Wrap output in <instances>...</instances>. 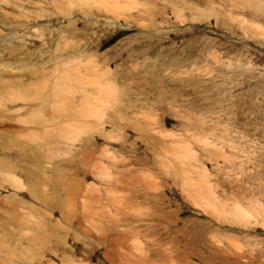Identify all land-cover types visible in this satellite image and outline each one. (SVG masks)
Instances as JSON below:
<instances>
[{"label": "rangeland", "instance_id": "374dc122", "mask_svg": "<svg viewBox=\"0 0 264 264\" xmlns=\"http://www.w3.org/2000/svg\"><path fill=\"white\" fill-rule=\"evenodd\" d=\"M137 1L158 11L154 13V21L149 17L144 20L152 23L142 29H137L133 22L127 26L123 20L115 21L110 15L106 17L95 11L94 15H83L73 5L70 12L60 14L52 0H0V70L4 61L7 69H2L0 74L18 75L26 80L27 69L47 63L53 55L51 36L55 37L65 27L78 31L80 41L90 45L118 27H130L127 32L105 38L101 51L131 35L138 37L139 42L156 39L161 53L158 58L163 62L147 59L143 63L144 77H149L151 85L147 90L150 97L140 110L154 119L148 121V127L154 125L155 117L166 120L165 127L173 132L174 140L179 143L184 138L191 140L197 152L198 162L196 168L190 169V175L196 177V170L205 171L218 195L229 202L238 200L258 206L261 217L258 221L239 223L230 217H220L195 204L184 189L179 171L170 178L166 169L146 168L147 171L142 165L134 170L136 176L145 177V182L57 183L55 186L39 183L41 191L51 199L45 202L30 195L29 183L14 185L0 180V224L11 214L16 215L14 222L0 225L1 230L14 237L15 242L18 238L16 243L9 236L5 239L6 247L0 249V264H49V250L55 247L60 253L59 245L48 239L42 245L44 249L37 247L40 259L14 260L12 246L18 247L21 241L19 247L23 250L32 246L26 237L32 232L30 226L35 225L41 230L52 229L61 236L63 252L66 250L77 259L90 255L91 264L104 263L100 257L103 247L117 243L113 239L123 231L141 235L158 232L163 236L170 232L178 235L175 241L180 246L185 243L192 247L199 244L216 247L217 239L228 249V264H264V0ZM175 56L177 68L169 60ZM152 79L163 85L164 99L159 107L152 103L157 93ZM170 91L174 92L175 110L168 108L172 104ZM138 119L146 123L143 118ZM127 134V144L137 145L140 151L145 149L147 139L140 141L134 131ZM155 135L162 142L166 140ZM96 142L104 146L102 140L97 138ZM114 143L116 148L112 150L119 151V143ZM145 157L150 155L146 153ZM75 172L70 173L76 176ZM146 172L154 179L146 177ZM199 234L205 235L202 243L196 240ZM185 235L187 239L183 238ZM173 241L170 244L178 245ZM233 243L238 248L234 249ZM113 255L111 264H120L117 253Z\"/></svg>", "mask_w": 264, "mask_h": 264}, {"label": "bare ground", "instance_id": "6f19581e", "mask_svg": "<svg viewBox=\"0 0 264 264\" xmlns=\"http://www.w3.org/2000/svg\"><path fill=\"white\" fill-rule=\"evenodd\" d=\"M52 1L51 4L60 14L70 12L75 6L78 11L85 13L83 15H94L95 11L106 17L110 15L109 17L115 21L123 20L127 26L133 22L137 29H142L148 24L150 26L152 22L144 20L149 17L154 21L155 14L158 13L146 5L147 3H138L137 0ZM42 29L37 28L38 31ZM129 29L130 27L127 29L118 27L90 45L80 41L78 31L75 33L73 30H66L65 27V30L58 31L55 37L51 36L53 55L48 58L47 63L27 69L26 80L18 75L12 74L11 77H7L3 73L0 74V180L15 183L14 185L29 183L30 195L39 202H45L50 197L41 191L39 183H51L55 186L57 183L145 182V177L136 176L137 171L134 170L136 166L142 165L145 166L143 168L145 170L166 169L170 178L176 176L179 171L187 195L193 198L195 204L211 213H216L220 217H230L238 223L248 222L250 219L258 221L261 217L258 206L238 200L229 202L222 198L218 195L215 184L210 182L203 170H196V177L190 175L192 171L190 169L196 168L195 164L198 162L197 152L189 142L191 140L184 138L180 143L175 141L173 132L165 127L166 120L160 121L155 117L154 125L148 127V121L152 118L140 110L149 96L147 90L151 85L149 77H144L146 66L143 63L147 59L155 63L159 60L161 53L156 39L152 38L149 41L145 38L139 42L138 37L134 38L136 36L131 35L106 51H101L103 41L110 34L127 32ZM44 34L46 36V33ZM12 45L14 52L17 44ZM151 54H154L153 57ZM169 60L171 66L177 64L176 56ZM159 61L163 62L162 59ZM4 63L0 72L5 69ZM154 79L152 80L156 84L157 93L152 103L158 106L164 99V90L162 82ZM169 97L172 104L168 108L175 110L176 106L173 105L176 100L173 91H170ZM140 117L146 120L147 126L143 124L145 121L142 123L138 119ZM129 131L138 134L140 141L147 139L143 151H140L137 145L127 144L126 137ZM155 134L166 140L162 142ZM97 138L104 142V146H98ZM114 142L119 143V151L112 150L116 148L112 145ZM146 153L150 157H145ZM71 170L76 171V176L70 173ZM144 175L152 178L148 172ZM13 215L16 216L14 213ZM13 215L5 217L0 225L4 226L6 221L10 224L8 221L12 222ZM44 221L47 224L46 218ZM1 226L0 249H3L6 247L5 239L9 235L1 230ZM30 227L32 232H28V237H25L29 243L32 242V246H27L23 250V247H19L22 242L19 237L21 242L18 243V247L13 245L14 248L11 250L15 261L16 259L23 261L27 257L37 259L40 254L39 245L47 244L49 239L60 248V253L55 247L49 250L51 255L49 264H91L90 255L77 259L68 251L63 252L62 237L52 229L41 230L38 225ZM123 232L116 234L117 237L113 239L117 243L109 248L103 247L100 257L105 264L113 262V253H117L115 256L120 259V264H228L226 261L228 249L217 239L216 247L201 244L192 247L185 243L180 246L175 241L178 235L170 232L164 236L158 232L143 235L131 231L126 234ZM204 236L199 234L198 239L195 238L198 243H202ZM183 238H186V235ZM173 240L174 244L178 245L170 244ZM231 245H234V249L238 248L236 243ZM124 246L126 249L127 246L131 248L126 250Z\"/></svg>", "mask_w": 264, "mask_h": 264}]
</instances>
